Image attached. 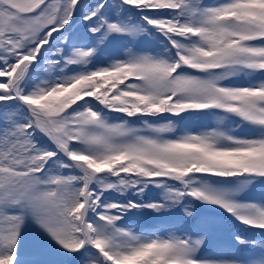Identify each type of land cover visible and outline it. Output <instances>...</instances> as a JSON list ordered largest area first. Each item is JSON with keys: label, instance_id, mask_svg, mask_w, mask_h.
I'll return each mask as SVG.
<instances>
[{"label": "snow or ice", "instance_id": "1", "mask_svg": "<svg viewBox=\"0 0 264 264\" xmlns=\"http://www.w3.org/2000/svg\"><path fill=\"white\" fill-rule=\"evenodd\" d=\"M0 264H264V0H0Z\"/></svg>", "mask_w": 264, "mask_h": 264}, {"label": "rangeland", "instance_id": "2", "mask_svg": "<svg viewBox=\"0 0 264 264\" xmlns=\"http://www.w3.org/2000/svg\"><path fill=\"white\" fill-rule=\"evenodd\" d=\"M200 122H195L194 123V126H198ZM246 197L245 196H241V199H245ZM178 213H179V210H176ZM224 223L226 224H223L224 227H220L221 226V222L219 223V226L214 228L210 233L212 234V236L216 235V234H220L221 236H224V237H218V238H221V239H225V241H218L217 243L215 244H212V241L210 239V236L208 234L207 236V241H206V246H205V249L204 251L208 252V254H217V255H221L225 258H230L232 256V248H231V245L233 244V238L229 237V231L228 230H231L232 234L234 233H237V232H240L242 235H247V233H244L242 232V227L243 226H240V227H237L236 225L232 224V223H229L228 221H225L223 220ZM164 224V221L163 220H157L154 216H147V217H142V218H139L137 221H136V224L135 226L137 228H141V229H145V230H152L153 228H158V227H162ZM222 229H220V228ZM225 231V234L223 235L222 232ZM244 253L246 254V252H240L238 253L237 255H240ZM245 256V255H243Z\"/></svg>", "mask_w": 264, "mask_h": 264}, {"label": "trees", "instance_id": "3", "mask_svg": "<svg viewBox=\"0 0 264 264\" xmlns=\"http://www.w3.org/2000/svg\"><path fill=\"white\" fill-rule=\"evenodd\" d=\"M220 222L222 223L220 227H224V226H223V224H225L224 221L221 220ZM225 226H226V224H225ZM220 227H219V228H220ZM220 229H222V228H220ZM222 234L224 235V234H225V231L222 232ZM209 236H210V239H212V234H211V233H209Z\"/></svg>", "mask_w": 264, "mask_h": 264}]
</instances>
